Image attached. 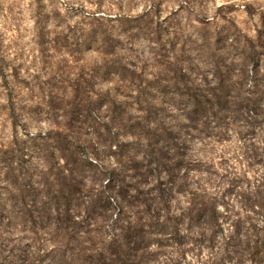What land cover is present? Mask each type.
Segmentation results:
<instances>
[{
    "label": "clouds",
    "instance_id": "clouds-1",
    "mask_svg": "<svg viewBox=\"0 0 264 264\" xmlns=\"http://www.w3.org/2000/svg\"><path fill=\"white\" fill-rule=\"evenodd\" d=\"M264 0H0V264H264Z\"/></svg>",
    "mask_w": 264,
    "mask_h": 264
},
{
    "label": "rangeland",
    "instance_id": "rangeland-1",
    "mask_svg": "<svg viewBox=\"0 0 264 264\" xmlns=\"http://www.w3.org/2000/svg\"><path fill=\"white\" fill-rule=\"evenodd\" d=\"M260 206H261V207H264V204H261Z\"/></svg>",
    "mask_w": 264,
    "mask_h": 264
}]
</instances>
